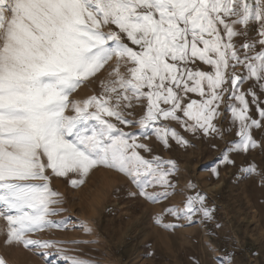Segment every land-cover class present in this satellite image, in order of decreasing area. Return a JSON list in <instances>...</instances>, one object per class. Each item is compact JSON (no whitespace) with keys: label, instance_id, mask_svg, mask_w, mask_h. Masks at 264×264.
I'll use <instances>...</instances> for the list:
<instances>
[{"label":"snow or ice","instance_id":"snow-or-ice-1","mask_svg":"<svg viewBox=\"0 0 264 264\" xmlns=\"http://www.w3.org/2000/svg\"><path fill=\"white\" fill-rule=\"evenodd\" d=\"M106 67L98 93L70 99ZM222 106L237 139L219 164H234L233 152L264 150L253 135L264 129V0H0L5 244L36 252L46 264H95L67 247L91 241L33 238L67 227L52 219L65 211L52 180L65 178L79 189L103 168L159 203L174 194L179 165L146 158L141 150L153 149L140 138L155 136L169 150L173 142L184 150L193 146L185 133L222 138ZM219 164L210 169L217 179ZM242 170L256 173L257 166ZM205 201L197 192L183 208L166 212L189 224L201 222L194 221L197 214L211 220L214 210ZM156 222L184 227L164 223L163 216Z\"/></svg>","mask_w":264,"mask_h":264},{"label":"rangeland","instance_id":"rangeland-1","mask_svg":"<svg viewBox=\"0 0 264 264\" xmlns=\"http://www.w3.org/2000/svg\"><path fill=\"white\" fill-rule=\"evenodd\" d=\"M107 71L106 67L70 99L98 93V81ZM192 98L198 99L195 95ZM221 112L217 123L227 130L224 136L195 138L185 133L193 145L187 150L174 142L169 150L155 136L140 138L139 142L153 149L152 153L141 150L146 158L160 156L178 162L179 171L173 178L176 188L169 198L152 203L138 195L139 190L128 177L103 168L94 170L79 189H73L65 178H54L51 187L63 195L65 211L52 219L66 221L67 227L48 229L33 238L91 241L67 247L73 250L69 254L95 264H264V150L233 152L230 158L234 164H219L230 143L237 139L236 129L230 127V114L223 106ZM253 135L264 142V129L253 130ZM217 164L218 179L210 171ZM251 164L257 166L256 173L242 170ZM190 182L196 185L194 189L188 187ZM197 192L206 196V206L214 210L211 220L197 214L194 221L201 222L189 224L167 214L171 206L183 208L187 197ZM158 216H163L166 224L184 227L166 229L156 222ZM3 225L0 219V227ZM0 257L7 264H46L36 252L6 245L3 235ZM60 264L65 262L61 260Z\"/></svg>","mask_w":264,"mask_h":264}]
</instances>
